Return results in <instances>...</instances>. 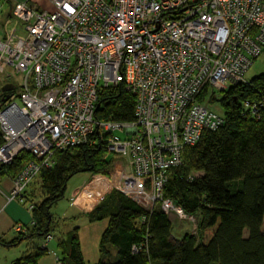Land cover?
Instances as JSON below:
<instances>
[{
  "label": "built area",
  "instance_id": "obj_1",
  "mask_svg": "<svg viewBox=\"0 0 264 264\" xmlns=\"http://www.w3.org/2000/svg\"><path fill=\"white\" fill-rule=\"evenodd\" d=\"M5 14L0 77L6 84L14 74L23 80L0 108V166L23 153L32 157L8 200L26 205L27 189L54 168L57 153L105 137L128 167L117 179L95 175L85 192H120L150 212L161 209L176 228L191 223L196 235L197 219L163 191L185 150L225 123L202 94L218 97L247 83L264 52V0H47V7L16 4ZM118 87L136 99L134 121L98 120L100 93ZM251 108L259 112V105ZM52 239L46 236L42 248Z\"/></svg>",
  "mask_w": 264,
  "mask_h": 264
},
{
  "label": "trees",
  "instance_id": "obj_2",
  "mask_svg": "<svg viewBox=\"0 0 264 264\" xmlns=\"http://www.w3.org/2000/svg\"><path fill=\"white\" fill-rule=\"evenodd\" d=\"M209 94L206 89L201 99L208 96L211 104L223 106L225 123L216 131H205L197 146L185 150L182 166L172 170L163 191L165 199L197 219V234L175 235L161 209L150 212L131 197L112 191L89 217L91 222L109 220L101 253L111 257L110 249L117 250V260L100 264H264V75L218 97ZM99 98L98 120L134 121L136 99L123 87L104 89ZM254 104L259 105L256 115ZM97 140L94 146L57 153L54 168L43 170L29 186L40 179L37 185L44 196L40 203L33 198L30 203L25 194L33 206L34 226L28 235L43 240L35 253L13 264H39L49 253L42 244L52 233L51 210L64 199L68 182L81 172L102 174L107 165L106 138ZM3 143L0 129V147ZM31 160L23 153L12 165L0 166V174L16 178ZM78 231L73 229L59 244L62 264H87Z\"/></svg>",
  "mask_w": 264,
  "mask_h": 264
},
{
  "label": "rangeland",
  "instance_id": "obj_3",
  "mask_svg": "<svg viewBox=\"0 0 264 264\" xmlns=\"http://www.w3.org/2000/svg\"><path fill=\"white\" fill-rule=\"evenodd\" d=\"M1 4L3 3H0V5ZM44 6H47V3L45 1ZM4 9V12L0 13V21H3L5 19V13L7 12L8 7L5 5ZM10 72H12V70H10ZM262 75H264V52L258 59L254 61L253 66L247 73L246 79L247 81H252L253 79L258 78ZM22 80L23 75H13L11 83L17 86L15 93H19L21 91L20 87L22 86ZM3 82L5 83L3 77H0V104L3 98V94L1 91L4 86ZM212 109L219 114H224V108L223 106H220V104L213 105ZM115 136L119 137L122 140L128 139L127 135L120 131L115 132ZM108 150L106 151V155L104 156L107 161V165H105L104 169L100 171V173H102L100 175L117 179L119 176H121V174L125 172L126 168L128 167V163L121 155L111 153ZM71 154L76 153L71 152ZM187 168H189V165H187ZM95 175H99V173L95 172L92 174L91 172H81L72 177L67 184L64 199L52 208L51 214L53 218V224L51 235L53 236V240L51 241L50 249L48 248L49 250L52 251L53 246H58V244L66 238V233L68 231H72L77 227L81 228L86 225L89 221V217L93 210V207L101 202L92 201L88 198V194L85 192V185L89 181H91V179ZM39 180L40 179H37L27 191L30 203L32 198L34 199L35 203H40L43 199V190L37 185ZM93 199L97 200L101 198L96 197ZM26 205L28 207L30 206V204L28 203ZM177 227L178 230H176L177 228L174 226V233L175 235L181 237L185 232L192 233L194 225L192 227L191 223L182 222L181 224H178ZM25 236L28 237V233ZM42 240L43 239L36 238L33 243L23 241L20 245L13 247L0 245V264H13L16 260L35 253L39 249ZM57 252L59 255H61V251ZM14 254L18 256H14ZM39 264H57L56 256H53L52 253H46V255H44L39 260Z\"/></svg>",
  "mask_w": 264,
  "mask_h": 264
},
{
  "label": "crops",
  "instance_id": "obj_4",
  "mask_svg": "<svg viewBox=\"0 0 264 264\" xmlns=\"http://www.w3.org/2000/svg\"><path fill=\"white\" fill-rule=\"evenodd\" d=\"M44 1L47 3V0H0V3H3L0 6H3V8H5L6 5L9 9L13 5L27 3V4H35L40 6L41 8H44L45 7ZM3 85L5 86L4 82ZM87 184L85 185V187L87 186ZM13 189H14L13 176L0 174V245L11 246V247L18 246L23 241H28L33 243L35 239L38 238L32 235H29L28 237L27 236L20 237V234L16 232L15 228L17 226H22L23 229L26 230L28 234H30L34 226V220H33L32 211L29 209L30 206L28 207L27 205H21L16 201L10 202L8 200ZM104 197H101V199L96 200L88 195V198L94 202H100L104 199ZM94 208L95 206L93 207V210ZM108 226H109V220H104L101 222H91L89 218V221L86 225H84L81 228L78 227L79 228L78 235L81 244L82 254L87 264H100L102 261L106 262L109 260L112 261L117 260V250L115 248L110 249L111 257H108L109 255H103L101 253L100 247H101L102 237L105 231L108 229ZM263 231H264V224H263ZM70 232L71 231H68L66 233V236H68ZM59 244L58 246H53L52 251L49 250L51 242L47 246V248H49L48 249L49 253H52L53 256H56V261L58 256H60L57 252L60 251ZM14 256H18V255L14 254Z\"/></svg>",
  "mask_w": 264,
  "mask_h": 264
},
{
  "label": "water",
  "instance_id": "obj_5",
  "mask_svg": "<svg viewBox=\"0 0 264 264\" xmlns=\"http://www.w3.org/2000/svg\"><path fill=\"white\" fill-rule=\"evenodd\" d=\"M15 90V86L13 84H6L3 88H2V94L4 95L1 101V105L0 108L10 99V95L8 93L12 92ZM100 104L98 105V109L100 108Z\"/></svg>",
  "mask_w": 264,
  "mask_h": 264
}]
</instances>
